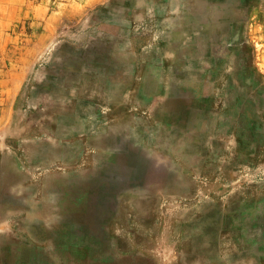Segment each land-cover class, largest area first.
I'll return each mask as SVG.
<instances>
[{"label": "rangeland", "instance_id": "obj_1", "mask_svg": "<svg viewBox=\"0 0 264 264\" xmlns=\"http://www.w3.org/2000/svg\"><path fill=\"white\" fill-rule=\"evenodd\" d=\"M195 1L0 0V264H264V0Z\"/></svg>", "mask_w": 264, "mask_h": 264}, {"label": "bare ground", "instance_id": "obj_2", "mask_svg": "<svg viewBox=\"0 0 264 264\" xmlns=\"http://www.w3.org/2000/svg\"><path fill=\"white\" fill-rule=\"evenodd\" d=\"M139 2V1H138ZM142 2V1H141ZM197 4H199V5H201V4H204V1H202V0H196L195 1ZM140 3V2H139ZM193 3V2H192ZM175 4V3H174ZM182 4V3H181ZM194 5V4H193ZM238 5V4H237ZM145 6V5H144ZM215 6V5H214ZM147 7V6H146ZM185 7V6H184ZM193 7V6H192ZM216 7V6H215ZM127 8V7H126ZM154 9V8H153ZM194 9V8H193ZM233 9V8H232ZM231 9V10H232ZM143 11V10H142ZM141 12V11H140ZM214 12V11H213ZM209 13V12H208ZM207 12H206V14H208ZM177 14V13H176ZM141 15V14H140ZM140 17V16H139ZM178 17V16H177ZM179 19V18H178ZM162 20V19H161ZM164 20V19H163ZM167 21V20H166ZM128 23V22H127ZM123 24V23H122ZM125 25V24H124ZM174 25V24H173ZM216 25V24H215ZM234 25V24H233ZM207 26H209V25H207ZM235 27V26H234ZM204 28V27H203ZM219 28V27H218ZM238 28V27H237ZM206 29V28H205ZM204 29V30H205ZM214 29V28H213ZM228 29V28H227ZM190 30V29H189ZM234 30V29H233ZM171 31V30H170ZM196 31V30H195ZM223 31V30H222ZM230 31V30H229ZM199 32V31H198ZM169 33V32H168ZM176 33V32H175ZM178 33H179V31H178ZM222 33V32H221ZM128 35V34H127ZM171 35V34H170ZM194 35V34H193ZM177 38V37H176ZM227 40V39H226ZM193 41V40H192ZM208 41V40H207ZM114 42V41H113ZM111 48V47H110ZM87 49H89V48H87ZM96 49V48H95ZM82 50V49H81ZM92 50V49H91ZM153 50V49H152ZM94 53V52H93ZM165 54H166V51L164 52ZM167 53H169V52H167ZM232 53V52H231ZM170 54V53H169ZM195 54V53H194ZM189 55V54H188ZM191 55V54H190ZM100 56V55H99ZM232 56V55H231ZM73 57V56H72ZM108 57V56H107ZM182 58V57H181ZM203 58V57H202ZM205 58V57H204ZM208 60V59H207ZM109 61V60H108ZM107 61V62H108ZM203 61V60H202ZM79 62V61H78ZM217 62V61H216ZM225 62V61H224ZM183 63V62H182ZM227 63V62H226ZM60 64V63H59ZM65 65V64H64ZM172 65H173V63H172ZM102 66V65H101ZM112 66V65H111ZM178 66V65H177ZM200 66H202V65H200ZM221 66V65H220ZM149 67V66H148ZM56 68H58V67H56ZM70 68V67H69ZM80 68V67H79ZM84 68V67H83ZM89 68V67H88ZM86 69V68H85ZM105 69V68H104ZM160 69V68H159ZM82 70V69H81ZM89 70V69H88ZM120 70V69H119ZM150 70V69H149ZM187 70V69H186ZM74 71V70H73ZM99 71V70H98ZM116 71V70H115ZM188 71V70H187ZM186 71V72H187ZM190 71V70H189ZM61 72V71H60ZM128 72V71H127ZM201 72V71H200ZM74 73V72H73ZM93 73V72H92ZM109 73V72H108ZM163 73V72H162ZM171 73V72H170ZM192 74H193V72H191ZM125 74V73H124ZM123 74V75H124ZM154 74V73H153ZM173 74V73H172ZM56 75V74H55ZM62 75V74H61ZM73 75V74H72ZM116 75V74H115ZM119 75V74H118ZM122 75V76H123ZM145 75H147V73L145 74ZM63 76V75H62ZM83 76H85V75H83ZM104 76V75H103ZM164 76V75H163ZM56 77V76H55ZM64 77V76H63ZM105 77V76H104ZM118 77V76H117ZM149 77V76H148ZM152 77V76H151ZM157 77V76H156ZM251 78V77H250ZM84 79V78H83ZM99 79V78H98ZM106 79V78H105ZM104 79V80H105ZM201 79V78H200ZM103 80V79H102ZM106 80H108V79H106ZM146 80H148V78L146 79ZM150 80V79H149ZM80 81V80H79ZM110 81V80H109ZM144 81V80H143ZM157 81V80H156ZM171 81V80H170ZM93 82V81H92ZM106 82V81H105ZM48 84H50V83H48ZM93 84V83H92ZM106 84V83H105ZM108 84V83H107ZM144 84V83H143ZM66 85V84H65ZM78 86V85H77ZM137 85L136 84H134V85H132V83L131 84H127L125 87H124V91L123 92H115L114 94H113V97L111 98V99H109V101L110 102H113L114 101V103H115V105L116 106H119V107H122V106H125V104L128 102V101H130V100H132V99H136V97H137V94H136V92H135V87H136ZM155 86V85H154ZM167 86V85H166ZM170 86V85H169ZM51 87V86H50ZM49 87V88H50ZM58 87V86H57ZM129 87H131V88H129ZM148 87V86H147ZM166 88V87H165ZM164 88V89H165ZM183 88V87H182ZM41 89H42V87H41ZM57 89V88H56ZM89 89V88H88ZM113 89V88H112ZM43 91V90H42ZM56 90L55 89H50V92H55ZM58 91V90H57ZM91 93L93 94V95H95V97L96 98H98V99H101V98H103V97H106L107 95L105 94V93H100V91L99 90H97V89H95V88H92L91 89ZM165 91V90H164ZM75 92V91H74ZM82 92V91H81ZM166 92V91H165ZM259 92V91H258ZM68 93V92H67ZM66 93V94H67ZM79 93V92H78ZM77 93V94H78ZM163 92H160V94H155V96H154V98H155V101H154V103H155V105H154V107H156L158 104H161L162 102H163V97H164V95L162 94ZM249 93V92H248ZM48 94V93H47ZM136 94V95H135ZM238 94V93H237ZM247 94V93H246ZM162 95V96H161ZM254 95V94H253ZM6 96V95H5ZM78 96V95H77ZM90 97V96H89ZM247 97V96H246ZM246 97H245V99H246ZM187 98V97H186ZM224 98V97H223ZM227 98V97H226ZM248 98V97H247ZM50 100V99H49ZM256 100H258V99H256ZM222 101V100H221ZM252 101V100H251ZM259 102V101H258ZM222 103V102H221ZM262 105V104H261ZM246 106V105H245ZM165 107V105H163V108ZM234 107V106H233ZM232 108V107H231ZM235 108V107H234ZM234 111H236V110H234ZM233 111V112H234ZM240 111V110H239ZM1 112V111H0ZM110 112V111H109ZM153 114L155 113V114H157V115H160V117H163V112H160V111H158L157 109H153ZM188 112V111H187ZM231 112V111H230ZM111 113V112H110ZM179 113V112H178ZM1 114V113H0ZM3 115H4V113H3ZM2 115V116H3ZM65 115V114H64ZM100 115V114H99ZM219 116V115H218ZM242 116V115H241ZM240 116V117H241ZM56 117H57V115H56ZM113 117V116H112ZM1 119H2V117H0ZM35 118V117H34ZM37 118V117H36ZM72 118V117H71ZM80 118H81V116H80ZM238 118V117H237ZM57 119V118H56ZM55 119V120H56ZM187 119V118H186ZM82 120V119H81ZM125 120V119H124ZM127 120V119H126ZM141 120V119H140ZM144 120V119H143ZM1 121V120H0ZM136 121V120H135ZM110 122V121H109ZM141 122V121H140ZM218 122H219V120H218ZM165 123V122H164ZM114 124V123H113ZM158 124V123H157ZM1 125H3V124H1ZM59 125V124H58ZM132 125V124H131ZM147 125V124H146ZM219 125H221V129L223 130V131H225V132H227V131H229V130H232V129H234L235 128V130H233V132H235L236 134H239V133H242V132H244V127L240 124V123H237L234 127H232V124H231V122H229V121H227V120H223V121H221L220 122V124ZM119 126V125H118ZM133 126V125H132ZM159 126V125H158ZM9 127V126H8ZM120 127V126H119ZM122 127H124V126H122ZM129 127V126H128ZM107 128V127H106ZM112 128V127H111ZM115 128H117V127H115ZM219 128V129H220ZM82 129H84V128H82ZM91 129V128H90ZM246 129V128H245ZM132 130V129H131ZM135 130V129H134ZM133 130V131H134ZM166 131V130H165ZM147 132V131H146ZM136 133H137V131H136ZM197 133H198V131H197ZM131 134H133V133H131ZM130 134V135H131ZM172 134V133H171ZM200 134V133H199ZM229 134V133H228ZM201 135V134H200ZM128 136V135H127ZM135 136V135H134ZM213 136V135H212ZM98 138V137H97ZM173 138V137H172ZM208 138V137H207ZM92 139V138H91ZM130 140V139H129ZM131 141V140H130ZM200 141V140H199ZM187 142V141H186ZM208 142H209V140H208ZM58 143V142H57ZM111 143V142H110ZM116 143V142H115ZM124 145V144H123ZM184 145H185V143H184ZM187 145V144H186ZM59 146V145H58ZM127 146V145H126ZM145 146V145H144ZM190 147V146H189ZM25 148H29V144L27 143V144H25ZM56 148V147H55ZM192 148V147H191ZM52 149V148H51ZM219 149V148H218ZM35 150V149H34ZM115 150V149H114ZM117 150V149H116ZM187 150H188V148H187ZM49 151V150H48ZM148 151V150H147ZM33 152V151H32ZM31 152V153H32ZM183 152V151H182ZM115 153V152H114ZM39 154V153H38ZM161 154V153H160ZM33 155V154H32ZM60 155V154H59ZM107 155V154H106ZM109 155V154H108ZM150 156H152V155H150ZM184 156V155H183ZM37 157V156H36ZM103 158V157H102ZM109 158V157H108ZM104 159V158H103ZM152 159V158H151ZM168 159V158H167ZM1 160V159H0ZM41 160V159H40ZM142 161V160H141ZM170 162H172V161H170ZM189 162V161H188ZM196 162V161H195ZM141 163V162H140ZM119 164V163H118ZM168 164V163H167ZM100 165V164H99ZM152 165V164H151ZM158 165V164H157ZM97 167V166H96ZM101 167V166H100ZM99 167V168H100ZM150 167V166H149ZM173 168V167H172ZM194 168V167H193ZM117 170V169H116ZM122 170V169H121ZM171 170V169H170ZM155 171V170H154ZM165 171V170H164ZM171 173V172H170ZM224 173V172H223ZM139 174V173H138ZM156 174V173H155ZM169 174V173H168ZM23 175V174H22ZM105 175V174H104ZM141 175V174H140ZM160 175H161V173H160ZM163 175V174H162ZM171 175V174H170ZM169 175V176H170ZM129 176V175H128ZM136 176V175H135ZM138 176V175H137ZM23 177V176H22ZM118 178H120V177H118ZM100 179V178H99ZM128 179V178H127ZM108 180V179H107ZM189 180V179H188ZM109 181V180H108ZM113 181V180H112ZM110 182V181H109ZM129 182V181H128ZM147 182H148V180H147ZM164 182V181H163ZM169 182V181H168ZM105 183V182H104ZM141 183V182H140ZM174 183V182H173ZM178 184V183H177ZM60 185V184H59ZM92 185V184H91ZM109 185H111V183H109ZM119 185V184H118ZM141 185V184H140ZM120 186V185H119ZM49 187V186H48ZM95 187V186H94ZM98 188V187H97ZM112 188V187H111ZM194 188V187H193ZM192 189V188H191ZM84 190H85V188H84ZM10 191V190H9ZM94 192V191H93ZM111 192V191H110ZM135 192V191H134ZM144 192V191H143ZM42 193V192H41ZM88 193V192H87ZM90 193V192H89ZM1 194H2V192H1ZM4 194V193H3ZM2 194V195H3ZM10 194V193H9ZM165 194V193H164ZM182 194V193H181ZM103 196V195H102ZM101 196V197H102ZM155 196V195H154ZM169 196H171V194L169 195ZM92 197V196H91ZM99 197V196H98ZM100 197V198H101ZM180 197V196H179ZM3 199V198H2ZM13 199H15L14 197L12 198V200ZM33 199V198H32ZM90 199V198H89ZM95 199V198H94ZM111 199V198H110ZM148 199V198H147ZM146 199V200H147ZM101 200V199H100ZM154 200V199H153ZM40 201V200H39ZM155 201V200H154ZM122 202V201H121ZM91 203H93V202H91ZM111 203V202H110ZM132 203V202H131ZM144 203V202H143ZM38 204V203H37ZM71 204V203H70ZM123 204V203H122ZM145 205V204H144ZM53 206V205H52ZM98 206V205H97ZM14 207V206H13ZM84 207V206H83ZM181 207V206H180ZM115 208V207H114ZM163 208V207H162ZM31 209V208H30ZM74 209H75V207H74ZM73 209V210H74ZM181 209V208H180ZM185 209V208H184ZM75 210H79V209H75ZM215 210V209H214ZM113 211V210H112ZM183 211V210H182ZM239 211V210H238ZM241 211V210H240ZM239 211V212H240ZM98 212V211H97ZM118 212V211H117ZM236 212V211H235ZM71 213V212H70ZM101 213V212H100ZM111 213V212H110ZM183 213V212H182ZM238 214V213H237ZM215 215V214H214ZM2 216V215H1ZM97 216V215H96ZM99 216V215H98ZM109 216V215H108ZM118 216V215H117ZM43 217V216H42ZM77 217V216H76ZM138 217V216H137ZM197 217V216H196ZM215 217V216H214ZM37 218V217H36ZM104 218V217H103ZM31 219V218H30ZM47 219H48V217H47ZM135 219V218H134ZM195 219V218H194ZM193 219V220H194ZM197 219V218H196ZM238 219V218H237ZM22 220V219H21ZM24 220H25V218H24ZM62 221V220H61ZM138 221V220H137ZM72 223V222H71ZM128 224V223H127ZM138 224V223H137ZM143 224V223H142ZM148 224V223H147ZM204 224V223H203ZM139 225V224H138ZM31 227V226H30ZM142 227V226H141ZM203 227V226H202ZM4 225H2V224H0V230H4ZM54 228V227H53ZM97 228V227H96ZM148 228V227H147ZM49 229V228H48ZM91 229V228H90ZM189 229V228H188ZM29 230V229H28ZM32 230V229H31ZM30 230V231H31ZM67 230V229H66ZM117 230V229H116ZM219 230V229H218ZM35 231V230H34ZM46 231V230H45ZM100 231V230H99ZM130 231V230H129ZM147 231V230H146ZM64 232V231H63ZM128 232V231H127ZM199 232V231H198ZM31 233V232H30ZM74 233V232H73ZM72 233V234H73ZM78 233V232H77ZM86 233V232H85ZM193 234V233H192ZM196 234V233H195ZM205 234V233H204ZM53 235V234H52ZM111 235V234H110ZM113 235V234H112ZM54 236H56V235H54ZM85 236V235H84ZM1 237V236H0ZM47 237V236H46ZM49 237V236H48ZM62 237V236H61ZM75 237V236H74ZM92 237V236H91ZM54 238V237H53ZM196 238V237H195ZM86 239V238H85ZM99 239V238H98ZM52 240V239H51ZM59 240V239H58ZM190 240H192V239H190ZM122 241V240H121ZM132 241V240H131ZM54 242V241H53ZM145 242V241H144ZM22 243V242H21ZM99 243V242H98ZM104 243V242H103ZM102 243V244H103ZM107 243V242H106ZM119 243V242H118ZM147 243V242H146ZM188 243H189V237H185L184 238V244H186V245H188ZM47 244V243H46ZM61 244V243H60ZM65 244V243H64ZM107 245V244H106ZM111 245V244H110ZM151 245V244H150ZM198 245H200V244H198ZM44 246V245H43ZM62 246H64V245H62ZM95 246V245H94ZM100 246V245H99ZM103 246V245H102ZM193 246V245H192ZM87 247V246H86ZM40 248H42V247H40ZM53 248V247H52ZM223 248V247H222ZM237 248H238V246H237ZM44 249V248H43ZM1 251H2V247H1V249H0ZM17 250V249H16ZM41 250V249H40ZM66 250V249H65ZM111 250V249H110ZM227 250V249H226ZM43 251V250H42ZM100 251V250H99ZM191 251H188L186 254H183V256H185V258L187 257H190L191 256V253H190ZM243 252V251H242ZM42 253V252H41ZM62 253V252H61ZM67 253V252H66ZM34 254V253H33ZM40 254V253H39ZM45 254V253H44ZM41 255V254H40ZM62 255V254H61ZM83 255V254H82ZM81 255V256H82ZM86 255V254H85ZM235 255V254H234ZM2 257V256H1ZM85 257V256H84ZM198 257V256H197ZM14 258V257H13ZM19 258V257H18ZM145 258V257H144ZM186 258V259H187ZM27 259H28V257H27ZM39 259H41L40 257H39ZM179 259V258H178ZM196 259V258H195ZM243 259V258H242ZM108 260V259H107ZM106 260V261H107ZM20 261V260H19ZM26 261V260H25ZM109 261V260H108ZM220 261V260H219ZM222 261V260H221ZM238 261V260H237ZM22 262V261H21ZM38 262V261H37ZM141 262V261H140ZM214 262V261H213ZM225 262V261H224ZM243 262V261H242ZM24 263V262H23ZM94 263V262H93ZM180 263V262H179ZM188 263V262H187ZM20 264V263H19ZM41 264H44V263H41ZM178 264V263H177Z\"/></svg>", "mask_w": 264, "mask_h": 264}]
</instances>
